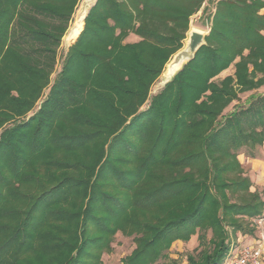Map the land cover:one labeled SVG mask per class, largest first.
<instances>
[{"label": "trees", "instance_id": "16d2710c", "mask_svg": "<svg viewBox=\"0 0 264 264\" xmlns=\"http://www.w3.org/2000/svg\"><path fill=\"white\" fill-rule=\"evenodd\" d=\"M79 1L0 0V264H101L117 232L121 264L195 234L187 264H221L264 211L238 160L264 95L223 114L264 85V0H96L51 79ZM200 10L205 44L149 96Z\"/></svg>", "mask_w": 264, "mask_h": 264}, {"label": "rangeland", "instance_id": "374dc122", "mask_svg": "<svg viewBox=\"0 0 264 264\" xmlns=\"http://www.w3.org/2000/svg\"><path fill=\"white\" fill-rule=\"evenodd\" d=\"M74 13L72 16V21L69 24V27L66 30L64 36L62 37L61 43L57 49L55 72H53V74L51 75V79H53L56 71L59 69L63 55H64L65 51L67 50L68 46L75 40L74 39L72 42H70L68 44L64 41V38H65L66 34L68 33V30L72 26V23L74 20L73 19ZM200 15H201V10L190 18L189 29L190 28H197V29L203 30L204 32H207V26L203 25L204 23H207V20H206V18H200ZM186 38H187V34H186ZM185 39L183 41V45H184ZM163 71H164V69H163ZM163 71H162V73H163ZM162 73L155 80V82L152 84V86L150 88L149 96L157 93L163 87L164 83H162L160 85ZM232 73H233V66L231 65L228 69H226L225 71L221 72L218 76H216L214 78V80L218 81V80L222 79L224 76L230 75ZM46 92H47V89H45L44 94ZM252 92H256V93L264 95V85L261 86L260 88L256 89V90L239 94L238 100L233 101L223 111V114H226V113L232 111L234 108H236L239 105L245 104L247 96ZM39 103H40V101L37 102V104L34 106V108L31 111H29L26 116L32 114L33 111H35L37 109ZM143 107H145V105ZM263 146H264V144L262 146L258 147L255 151H253L255 154L254 157L249 156L250 153H249L248 149H244V148L240 149L238 152V160L240 161V163L243 167L244 173L246 175H248L251 179V182L253 184L251 190L257 189L262 194V196L264 198V189L255 185L254 182L252 181V177H251L252 175L250 174L251 173L250 172L251 171V165L249 163L250 162L249 159H251V158H263L264 157ZM262 216L264 217V211H263ZM256 220L254 221V224H255L254 236L255 235L258 236V234L260 233L259 231H264V225H263V227H260L257 224ZM195 236H197V234H195L193 237L195 239H192V240L190 239L188 241H184L183 243L177 242V240L174 241L171 244L170 248L167 250V256L164 259L160 260V264H187V256L188 255H197V253L201 249V247L198 246V240H197V237H195ZM208 236H209V234H208ZM134 246H135V244H134V240H133V235H124L121 232H117L112 239L111 249L107 252L102 253L101 264H121V259L123 257L127 256L128 254H130V252L132 251Z\"/></svg>", "mask_w": 264, "mask_h": 264}, {"label": "water", "instance_id": "95a60500", "mask_svg": "<svg viewBox=\"0 0 264 264\" xmlns=\"http://www.w3.org/2000/svg\"><path fill=\"white\" fill-rule=\"evenodd\" d=\"M84 1L85 0H81L79 5H83ZM95 2L96 0H90L89 3H87V7H86L87 9L82 18V28L84 24V19L89 9L91 8L92 5L95 4ZM82 28L80 29V31L82 30ZM80 31L78 32V34L80 33ZM207 33L208 32H204L203 30L197 28L189 29V31L187 32V38L185 39L184 45L177 52H175L168 61L173 65H177V66L179 65V68L170 76L168 80L164 82V84L168 82L174 76V74L182 68L184 64H186L194 57L195 52L198 50V48L201 45L205 44L204 37Z\"/></svg>", "mask_w": 264, "mask_h": 264}, {"label": "built area", "instance_id": "2783aa9c", "mask_svg": "<svg viewBox=\"0 0 264 264\" xmlns=\"http://www.w3.org/2000/svg\"><path fill=\"white\" fill-rule=\"evenodd\" d=\"M260 227L264 225V217L257 220ZM264 255V233L260 231L258 238L251 244L231 248L221 264H261Z\"/></svg>", "mask_w": 264, "mask_h": 264}, {"label": "crops", "instance_id": "0c3cea01", "mask_svg": "<svg viewBox=\"0 0 264 264\" xmlns=\"http://www.w3.org/2000/svg\"><path fill=\"white\" fill-rule=\"evenodd\" d=\"M264 10V9H263ZM138 37L130 34L127 37V41H137ZM263 154H264V146H263ZM250 160V165H251V177L252 181L254 182L255 185L261 187L264 189V157L263 158H251ZM260 232V231H259ZM264 233V231H262ZM259 235V234H258ZM194 235L191 236V240L195 239L193 238ZM197 237V236H195ZM258 236H248V235H242V234H237L236 240H232V247L233 249H236L240 246L246 245V244H251L255 239H257ZM189 239V240H190ZM177 242H184L181 240H177ZM261 264H264V255L261 261Z\"/></svg>", "mask_w": 264, "mask_h": 264}, {"label": "bare ground", "instance_id": "6f19581e", "mask_svg": "<svg viewBox=\"0 0 264 264\" xmlns=\"http://www.w3.org/2000/svg\"><path fill=\"white\" fill-rule=\"evenodd\" d=\"M81 1V0H80ZM90 0H85L83 5H79L77 6L76 10H75V13H74V20H73V23H72V26L70 27V29L68 30V33L66 34L65 38H64V41L68 44L70 42H72L78 32L80 31V29L82 28V18H83V15L86 11V7H87V3H89ZM179 68V65H173L172 63H167L165 68H164V71L161 75V81H160V85L162 83H164L166 80H168L170 78V76Z\"/></svg>", "mask_w": 264, "mask_h": 264}]
</instances>
